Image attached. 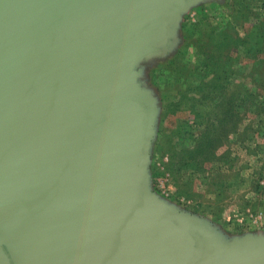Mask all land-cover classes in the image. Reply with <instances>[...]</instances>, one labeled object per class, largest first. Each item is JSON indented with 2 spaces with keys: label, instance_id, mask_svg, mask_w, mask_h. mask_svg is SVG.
<instances>
[{
  "label": "water",
  "instance_id": "1",
  "mask_svg": "<svg viewBox=\"0 0 264 264\" xmlns=\"http://www.w3.org/2000/svg\"><path fill=\"white\" fill-rule=\"evenodd\" d=\"M202 0H0V264H264L150 187L160 100L137 80Z\"/></svg>",
  "mask_w": 264,
  "mask_h": 264
},
{
  "label": "rangeland",
  "instance_id": "2",
  "mask_svg": "<svg viewBox=\"0 0 264 264\" xmlns=\"http://www.w3.org/2000/svg\"><path fill=\"white\" fill-rule=\"evenodd\" d=\"M234 1L238 2V0ZM234 1L202 0L190 7L181 19L180 35L182 41L177 50L164 60L144 62L138 69L137 80L140 86L160 100V110L158 117H156L154 137L149 156L150 187L154 194L169 203L197 213L202 205L208 201L206 191L208 193L209 189L206 186L204 187V184L214 185L221 183L222 180L229 179V181H235L240 186L234 198L236 200L235 203L240 202L242 203L241 205L243 203L250 205L249 208L254 213H258L259 210H255V207L259 205L263 208L262 214L264 215V113L262 117L256 118L251 115V117L249 116L245 119L244 125L240 128L241 132L238 134V139L230 140V143L219 149V155L227 151L232 152V158L234 159L232 162L234 161L233 167L235 169L231 176L226 178L220 175L221 172L217 174L221 171L218 165L219 162H206L208 170L204 174L206 176H201L198 173H186L194 181L189 183V185L182 186L186 192L180 193L178 192L174 171L171 166L173 160L171 147L174 142L171 141L170 135L182 128L183 131L192 132L194 137H198L201 125L196 114L191 113L189 110L165 115L163 96L174 95L177 97L180 95L178 94L179 89H183V87H181L182 85L179 86L178 81L183 74L178 75L175 79L172 68L170 66L161 67V65L181 53L183 63L186 67L192 69V73H188L189 76L191 75L189 80H193L195 76H192V74L198 63V55L197 50L193 46H189L188 49L184 46L186 43L183 35L184 25H193L200 22L223 25L230 20L232 21L234 12L230 6H232L231 4ZM246 1L250 2L255 15L264 16V2L262 0ZM255 21L256 19L250 16V19L245 21V26L243 28L240 26L241 34L248 32ZM194 38H197L196 34H193L192 39ZM232 57L234 59L233 73L228 80V86L231 89L235 86L241 92L261 94L262 96H259L258 102L264 103V54L244 59L243 52L240 53L238 50L234 52L233 50ZM174 83H176V86L172 87L173 89L170 88ZM250 137L254 140L250 139ZM188 191H191V197L186 195ZM232 232L236 233L238 231Z\"/></svg>",
  "mask_w": 264,
  "mask_h": 264
},
{
  "label": "trees",
  "instance_id": "3",
  "mask_svg": "<svg viewBox=\"0 0 264 264\" xmlns=\"http://www.w3.org/2000/svg\"><path fill=\"white\" fill-rule=\"evenodd\" d=\"M245 2L247 1L238 0L231 4L233 20L223 25L206 22L209 20L204 21L206 23L184 25V46L187 49L193 46L198 55V63L192 74L195 76L193 80H189L191 75L188 73H192V69L183 63L181 53L161 65L170 66L175 79L183 74L178 81L179 86L183 87L179 89L180 95L163 96L165 115L189 110L196 114L201 125L198 137L182 128L170 135L174 142L171 147V166L180 193L186 192L182 186L194 181L187 176L188 173L206 176V162L231 163L230 168H233L232 152L219 155V149L230 143L231 136L239 137L245 119L251 115L262 117L264 113V103L258 102L261 94L241 92L235 86L232 89L228 86V80L233 73V50L243 52L244 59L264 54V16L255 15L250 2L243 4ZM250 16L256 21L248 32L241 34L239 28L245 26V21ZM193 34L197 38L192 39ZM175 86L176 83L170 88ZM186 195L191 197V191Z\"/></svg>",
  "mask_w": 264,
  "mask_h": 264
},
{
  "label": "crops",
  "instance_id": "4",
  "mask_svg": "<svg viewBox=\"0 0 264 264\" xmlns=\"http://www.w3.org/2000/svg\"><path fill=\"white\" fill-rule=\"evenodd\" d=\"M237 136H231V141L237 140ZM235 154V152H234ZM233 154V155H234ZM233 159V158H232ZM221 171L217 174H221L227 178L234 172V167H231V163H221ZM214 175V174H213ZM209 189L207 202L198 210L197 214L202 215L214 224L220 226L224 231L232 235L244 234L247 232L264 231V215L262 214L263 208L261 206L255 207V210H259L258 213L250 210V205L236 202L235 196L240 188L239 184L235 181L222 180L221 183L217 184H204V187ZM241 191V190H240ZM248 198V197H247ZM260 222H244L243 220L247 216L259 217ZM242 219V220H241ZM232 231H238L236 233Z\"/></svg>",
  "mask_w": 264,
  "mask_h": 264
},
{
  "label": "built area",
  "instance_id": "5",
  "mask_svg": "<svg viewBox=\"0 0 264 264\" xmlns=\"http://www.w3.org/2000/svg\"><path fill=\"white\" fill-rule=\"evenodd\" d=\"M261 215V214H260ZM262 217V215L261 216H259V217H254V216H247V218H245L244 220H243V223L244 222H260V220H259V218H261ZM242 220V219H241Z\"/></svg>",
  "mask_w": 264,
  "mask_h": 264
}]
</instances>
